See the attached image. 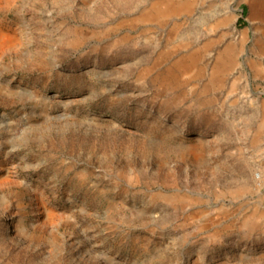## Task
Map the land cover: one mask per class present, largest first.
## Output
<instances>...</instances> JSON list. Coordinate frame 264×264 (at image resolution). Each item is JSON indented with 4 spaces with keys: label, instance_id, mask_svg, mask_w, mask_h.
<instances>
[{
    "label": "rangeland",
    "instance_id": "obj_1",
    "mask_svg": "<svg viewBox=\"0 0 264 264\" xmlns=\"http://www.w3.org/2000/svg\"><path fill=\"white\" fill-rule=\"evenodd\" d=\"M0 264H264V0H0Z\"/></svg>",
    "mask_w": 264,
    "mask_h": 264
},
{
    "label": "trees",
    "instance_id": "obj_2",
    "mask_svg": "<svg viewBox=\"0 0 264 264\" xmlns=\"http://www.w3.org/2000/svg\"><path fill=\"white\" fill-rule=\"evenodd\" d=\"M242 21H241V19H238V24H240Z\"/></svg>",
    "mask_w": 264,
    "mask_h": 264
}]
</instances>
